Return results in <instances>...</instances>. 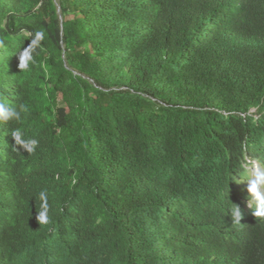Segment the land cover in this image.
Wrapping results in <instances>:
<instances>
[{
  "label": "trees",
  "instance_id": "obj_1",
  "mask_svg": "<svg viewBox=\"0 0 264 264\" xmlns=\"http://www.w3.org/2000/svg\"><path fill=\"white\" fill-rule=\"evenodd\" d=\"M5 99L0 264H264V0H0Z\"/></svg>",
  "mask_w": 264,
  "mask_h": 264
},
{
  "label": "clouds",
  "instance_id": "obj_2",
  "mask_svg": "<svg viewBox=\"0 0 264 264\" xmlns=\"http://www.w3.org/2000/svg\"><path fill=\"white\" fill-rule=\"evenodd\" d=\"M45 39V33L42 30L36 31L34 38L30 40L27 47L18 55V69L28 70L30 65L34 63L32 50L40 46L41 42ZM21 106L20 110L10 106L9 102L5 99L0 102V121L20 120L21 113L24 111ZM14 140V147L19 146V149L27 153H33L37 146L36 139L23 138V133L15 130L11 133ZM17 149V147H16ZM17 151H19L17 149ZM243 178L247 181V192L249 194V206L254 207V215L257 217H264V160L249 161L244 165ZM39 198L42 201L41 210L36 215L39 224H47L49 222V208L47 205V193L41 191ZM234 207L230 208L232 222L239 224L242 218V212L239 206L233 204Z\"/></svg>",
  "mask_w": 264,
  "mask_h": 264
},
{
  "label": "rangeland",
  "instance_id": "obj_3",
  "mask_svg": "<svg viewBox=\"0 0 264 264\" xmlns=\"http://www.w3.org/2000/svg\"><path fill=\"white\" fill-rule=\"evenodd\" d=\"M246 205H247V207H246V208H247V209H249V208H250L249 204H248V203H246Z\"/></svg>",
  "mask_w": 264,
  "mask_h": 264
}]
</instances>
